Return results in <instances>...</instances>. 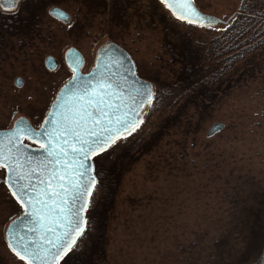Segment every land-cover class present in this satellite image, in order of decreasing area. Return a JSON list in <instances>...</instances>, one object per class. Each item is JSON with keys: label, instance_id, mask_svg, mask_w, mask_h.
I'll return each instance as SVG.
<instances>
[{"label": "rangeland", "instance_id": "1", "mask_svg": "<svg viewBox=\"0 0 264 264\" xmlns=\"http://www.w3.org/2000/svg\"><path fill=\"white\" fill-rule=\"evenodd\" d=\"M100 1L101 9H91L88 15L79 1L55 2L71 14L69 27L49 19L52 4L40 0L43 31L32 46L16 49L19 56L0 59V130L21 117L39 125L48 115L55 96L73 76L65 61L71 48L84 55L86 73L103 45L117 43L131 55L140 78L153 82L154 91V81L170 82L173 66L163 40L183 27L169 10L159 0ZM193 2L202 13L226 21L242 0ZM190 32L199 39L208 38L206 31ZM48 56L57 59L55 71L45 68ZM252 61L257 65L250 71L240 70L246 64L242 61L237 71L229 72L232 88L231 82H225L215 99L199 110L191 109L189 114L199 112L187 130L186 120L174 114L180 105L172 111L145 109L137 138L129 147H120L126 156L125 173L109 218L107 264H249L260 255L264 58ZM17 77L24 79L21 88L14 84ZM215 123L225 127L210 137L208 131ZM137 147L139 152L134 154ZM0 178L5 179L3 168ZM103 194L101 187L95 204H100ZM22 212L7 185L0 183V264H18L7 248L6 231Z\"/></svg>", "mask_w": 264, "mask_h": 264}, {"label": "snow or ice", "instance_id": "2", "mask_svg": "<svg viewBox=\"0 0 264 264\" xmlns=\"http://www.w3.org/2000/svg\"><path fill=\"white\" fill-rule=\"evenodd\" d=\"M159 2L181 23L208 30H213L217 24L214 17L202 15L193 0ZM10 6L16 8L17 0H10ZM52 14L62 16L72 27L66 14L57 13L55 9ZM72 73V81L76 82L79 79L76 67L72 68ZM152 96L149 87L125 96L115 91L108 77L97 78L92 74L88 82L73 90L71 98L57 97L55 110L49 112L51 129L44 124L39 130L22 127L26 121L21 119L8 134L7 143L0 144V168L10 174L3 182L11 198L24 209L25 218L33 217L39 226L28 229L36 236L35 240L15 231L16 222L23 223L19 216L9 226L7 248L18 264H67L70 254L74 256L80 250L87 239V222L83 216L88 207L87 197L92 195L97 183L92 175L94 165L105 163L119 150V142L140 127L141 110L151 103ZM113 98L119 103L114 105ZM23 137L37 139L50 159L37 163L30 158L26 160ZM41 137L46 138L47 146L40 142ZM67 137H71L73 143L69 144ZM65 146L71 148L75 157L72 161L67 159ZM54 165H61L62 170ZM34 173L43 177L40 180L43 188L39 191L30 182ZM78 201L79 207L76 206Z\"/></svg>", "mask_w": 264, "mask_h": 264}, {"label": "trees", "instance_id": "3", "mask_svg": "<svg viewBox=\"0 0 264 264\" xmlns=\"http://www.w3.org/2000/svg\"><path fill=\"white\" fill-rule=\"evenodd\" d=\"M169 12L173 20L183 27V31L172 37L168 36L167 41L166 38L163 40L164 48L169 51L171 59L169 65L176 68L172 67L173 70H170L172 72L169 83L159 85L154 81L157 89L151 105L147 108L172 111L180 105L174 114L183 121L186 120L184 127L187 130L199 112L189 114L193 107L199 110L206 102L215 99L225 82H231L230 88L233 87L228 74L237 71L235 67L238 63L246 62L240 69L245 72L257 65L252 59L264 58V0H242L239 9L228 20L216 24L213 30L181 23L170 10ZM190 30L206 31L208 38L199 39ZM138 131L120 141V147H129L131 140L137 138ZM139 139L140 137L135 140L136 145ZM120 147L105 163L94 165L97 187L86 212L87 239L74 256L70 254L67 264L108 263L109 218L125 173L123 166L126 156H122L123 150ZM137 148L138 150H133L134 154L139 152V147ZM101 187L104 194L101 196L100 205L95 204L94 196ZM105 201L107 208L103 206ZM249 264H264V242L260 255Z\"/></svg>", "mask_w": 264, "mask_h": 264}, {"label": "water", "instance_id": "4", "mask_svg": "<svg viewBox=\"0 0 264 264\" xmlns=\"http://www.w3.org/2000/svg\"><path fill=\"white\" fill-rule=\"evenodd\" d=\"M56 10L57 13H64L66 14L63 10H61L60 8H53ZM52 9V10H53ZM52 10H51V14H52ZM177 10L179 11V7L177 8ZM197 10L202 14V15H206V16H210L207 14L202 13L198 8ZM53 15V14H52ZM54 16V15H53ZM66 16L68 18H70V16L68 14H66ZM55 17H57L59 20H62L65 22L64 18L60 15H55ZM210 17H214V16H210ZM215 20L217 21V24L220 23L222 20L214 17ZM65 61L67 66L70 68V70L72 71L73 67L77 68V73L76 75L79 77V79L76 82L72 81V78L60 89L57 97H67V98H71L72 97V93L73 90H75L77 88V86L82 85L85 82H88L89 80V76L92 74H95V76L97 78H100L101 76L104 77H108L109 78V82L114 84L115 87V91L117 93H124L125 96L132 94L135 95L136 90H143L144 87H149L153 93L152 96V100L151 103L153 101V97H154V89L152 87V83L149 81H146L142 78H140V76L137 73V69L135 66V63L132 59V57L122 48L120 47L118 44L114 43V42H108L107 44H105L103 47H101L97 53V57H96V62H95V66L94 68L87 74L82 73V68L84 67V63H85V59L82 55V53L76 49V48H71L69 49L66 54H65ZM46 68L48 70H55L58 67V62L54 57H48L46 59L45 62ZM18 81H20L18 83ZM95 81H92V83H94ZM16 84L18 86L22 85V79H17ZM57 97L55 99L54 102H56ZM54 102L51 106L50 110H55L54 107ZM112 103L118 104L119 101L115 100L114 98L112 99ZM151 103H147L145 105V108L143 110H141V118L143 120V116H144V111L145 109L151 105ZM23 120L26 121V124L23 125L22 127H28L30 126L32 129L34 130H39V129H35L31 123L29 122V120H27L26 118H21ZM21 119H18L14 126L10 129L7 130H0V144H6L7 143V138H8V134L10 132H12L14 130V127L19 123V121ZM43 124L45 125V128L51 129L52 127V122H51V118L49 117V113L47 115V117L45 118ZM225 125L224 123H215L208 131V136H214L217 133L221 132L224 129ZM27 139L32 143H35L37 145H39V143L37 142V139H28L27 137H23L22 138V143L23 140ZM67 139L69 140V144L73 143L72 138L71 137H67ZM40 142H43L46 144L47 146V140L46 138H39ZM58 143H61V141H58ZM24 156L25 159L27 160L28 158L31 159V161L33 163H37V162H46L48 159H50L47 156V153L45 152L44 149L39 148H34L30 145H26L24 144ZM10 146V145H9ZM63 146V145H62ZM66 151L68 152V157L67 159L69 161H72L73 159H75V157L72 156V151L70 147L65 146ZM30 166V165H27ZM57 169H61L62 170V166L61 165H54ZM49 167H53V165H50ZM6 170V169H5ZM10 174L7 172L6 170V178L9 176ZM92 175H95V169L92 173ZM96 177V175H95ZM43 177H41L40 173H34L31 179V183L36 187V190L39 191L43 188V186L40 184V180ZM96 181H97V177H96ZM2 182V179L0 178V183ZM25 183H27L28 181H24ZM86 182V181H84ZM8 187V186H7ZM97 187V183L94 186L93 190H92V195L87 197L88 200V207L92 201L94 192L96 190ZM33 196L36 195V192L32 193ZM79 201L77 202V207H79ZM88 207L85 209L83 216L86 220V212L88 210ZM31 210L29 209V212ZM21 218V220L23 221V223H21L20 221H17V218L14 219L13 221H17L16 222V226H15V231L17 233H19L20 235L23 236H29L31 237V239L35 240L36 236L34 234H31L28 232L29 228H38L39 226L34 222V218L31 216H28L27 218H25V212L23 210L22 214L19 216ZM12 221V222H13ZM12 222L10 223V225H12ZM9 225V226H10ZM7 228L6 231V241L8 242V240L10 239V228Z\"/></svg>", "mask_w": 264, "mask_h": 264}, {"label": "flooded vegetation", "instance_id": "5", "mask_svg": "<svg viewBox=\"0 0 264 264\" xmlns=\"http://www.w3.org/2000/svg\"><path fill=\"white\" fill-rule=\"evenodd\" d=\"M48 1H50V4H52V6H50L48 11H47V16L49 17V19L56 21L58 23H61V24L68 25V23H66L62 20H59L57 17L53 16L51 14V10L53 8H60L66 14H68L70 16L69 19L71 21V17H72L71 14L57 4H59V3H60V5L61 4L62 5L63 4H65V5L70 4V3H72L71 2L72 0H56L55 1V2H59V3H55L54 0H48ZM74 1L81 2L82 6L84 7L85 15H88L91 9L94 10L97 7H98V9H101V1L100 0H93L91 2H88L86 0L85 1L84 0H74ZM42 8H43V6H42L40 0H17V7L16 8H12L10 6V0H0V10L3 11V13H0V59L2 58V60L8 61V60L14 58L15 56H19L18 53H15L16 49L20 50L23 47H25V45L32 46L31 43H32V40L34 39V37L35 36L37 37V35H39L41 33V31H43L42 29L39 28L40 17H41V15L44 16V14H43L44 11H42ZM122 48L129 54V52L123 46H122ZM98 51H97V53H98ZM10 52H12V53L10 54ZM97 53L95 55V60H94V64H93L92 68L88 72L84 73L83 72L84 67H83L82 73L87 74L94 68ZM48 57H50V56H48ZM51 57H53V56H51ZM83 57H84V55H83ZM46 59L44 60V65H45ZM84 59H85V57H84ZM85 62H86V60H85ZM84 66H85V63H84ZM45 68H46V65H45ZM46 70L48 72L49 71L51 72V70H48L47 68H46ZM17 79H22V85L18 86L16 84ZM14 84L21 88V87H23L24 79L22 77H17L14 80ZM56 97L57 96H55V99H56ZM49 112H50V110H49ZM46 117H47V115H46ZM21 118H26L27 120H29V122L31 123V125L35 129H39L40 125L43 124V122L45 120V118L42 119L38 125V123L37 124L33 123L32 120H30L27 117H21ZM15 122L13 123V125L11 127L5 128L3 130H7V129L12 128L14 126ZM23 143L26 145H30L34 148L40 147L39 145L32 143L27 139H24ZM5 179H6V170H5ZM4 180L2 179L1 183H4L3 182Z\"/></svg>", "mask_w": 264, "mask_h": 264}]
</instances>
